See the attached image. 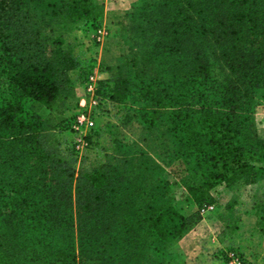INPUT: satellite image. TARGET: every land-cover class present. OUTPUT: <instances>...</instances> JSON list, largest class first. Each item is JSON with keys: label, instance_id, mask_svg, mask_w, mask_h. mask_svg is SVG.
<instances>
[{"label": "trees", "instance_id": "1", "mask_svg": "<svg viewBox=\"0 0 264 264\" xmlns=\"http://www.w3.org/2000/svg\"><path fill=\"white\" fill-rule=\"evenodd\" d=\"M90 4L0 0V264H177L167 249L200 216L177 206L164 165L202 203L217 184L264 179V0H159L133 16L139 81L126 69L108 92L141 119L145 147L77 168L53 134L70 122L38 109L73 97L60 24L87 21Z\"/></svg>", "mask_w": 264, "mask_h": 264}, {"label": "rangeland", "instance_id": "2", "mask_svg": "<svg viewBox=\"0 0 264 264\" xmlns=\"http://www.w3.org/2000/svg\"><path fill=\"white\" fill-rule=\"evenodd\" d=\"M90 1L91 13L87 21L83 19L60 24L65 44L77 61L76 68L70 71L73 97L63 104L56 102L52 110L38 109L50 122L63 119V122H70V126L56 129L53 134L63 154L74 149L72 156L77 168L104 163L119 151L120 144L131 146L136 143V148L145 147L143 139L148 132L141 119L133 116V108H130L126 98L124 102L111 100L108 91L113 84L110 80L119 75L124 77L126 69L132 85L139 81L134 77L136 67L129 65L130 59L138 58L143 51V36L135 33L136 17L145 12L153 1L159 0ZM133 16L136 17L133 19ZM97 28L106 31L100 41L95 39ZM89 75L96 77L95 94L98 91L102 102L97 100L89 105L94 125L78 133L72 129V125L79 100L84 96L89 97L85 88ZM254 123L259 136L264 138V100L255 107ZM79 136L87 143L82 151L74 148ZM164 166L167 171L164 177L174 182L172 186L177 206L185 214L198 213L200 216L167 249L168 258H173L177 264H228L226 251L233 250L245 264H264V233L261 230L264 219L260 218L264 215V200L261 198L264 179L256 183L236 181L230 185L217 184L208 191L209 202L202 203L181 194L184 188L180 176L174 172L180 169L179 165ZM259 201L262 205L256 208L254 203Z\"/></svg>", "mask_w": 264, "mask_h": 264}, {"label": "built area", "instance_id": "3", "mask_svg": "<svg viewBox=\"0 0 264 264\" xmlns=\"http://www.w3.org/2000/svg\"><path fill=\"white\" fill-rule=\"evenodd\" d=\"M106 35V31L102 28H97L95 31V39L100 41ZM86 91L88 92L89 97H82L79 100V108L77 110L76 117L74 119L72 129L75 132H82L83 129H89L94 125V119L90 115L89 105L91 103H96L98 100L96 91V77L94 75H89L86 82ZM87 146L86 140L83 137L79 136L76 141L74 148L77 151H82ZM226 256L228 259V264H245L243 259L233 250L226 251Z\"/></svg>", "mask_w": 264, "mask_h": 264}]
</instances>
